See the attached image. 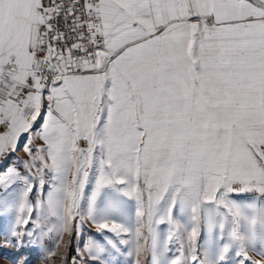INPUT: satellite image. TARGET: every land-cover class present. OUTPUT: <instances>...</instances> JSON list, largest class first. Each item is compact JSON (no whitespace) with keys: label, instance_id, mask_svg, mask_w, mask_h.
<instances>
[{"label":"snow or ice","instance_id":"1","mask_svg":"<svg viewBox=\"0 0 264 264\" xmlns=\"http://www.w3.org/2000/svg\"><path fill=\"white\" fill-rule=\"evenodd\" d=\"M0 129L7 244L264 264V0H0Z\"/></svg>","mask_w":264,"mask_h":264},{"label":"rangeland","instance_id":"2","mask_svg":"<svg viewBox=\"0 0 264 264\" xmlns=\"http://www.w3.org/2000/svg\"><path fill=\"white\" fill-rule=\"evenodd\" d=\"M39 128V123L36 125V129ZM34 129V131L36 130ZM0 131H2L0 129ZM24 139H26V136L22 138L21 143L19 147L17 148V151L11 155H8V157L0 161V172L4 171L9 165H15L20 169L21 172H23V167L20 164V159H27V156L25 154L23 143ZM36 144L43 143L41 140L37 139L35 141ZM84 146V145H83ZM13 190H10L9 193L4 194L0 193V201H3L5 199L11 200L12 198ZM35 193H33L32 198L34 199ZM3 203H0V264H18L19 261H26V264H47V261H44L43 257L46 254L47 250H51L54 246L55 241V234L52 235V237H45L42 240H37V238L34 236L31 238L32 243H29V238L25 237V246L23 248H18L16 246L17 242L16 240H12L11 244L6 243V235L7 230L10 225V222L12 220V214L11 213H5L3 211ZM174 216L176 219H181L179 214L174 213ZM186 220V217L184 218ZM184 220H181L183 223ZM31 227V225H29ZM91 227V225H89ZM154 228L156 229V232L158 234V240H159V251L161 254V258H167L169 256V252L165 249V236L167 234L168 225L167 224H160V225H154ZM94 231V229H93ZM90 233L85 229L84 231V239H87ZM109 235H111L109 233ZM128 237H125L127 239ZM69 237L65 235L63 237V240L66 242L68 241ZM206 239V233L202 234L200 243L203 244ZM78 243V237H73L72 239V245L67 250L68 251V261L69 264H71V257L76 255V247ZM150 243V241H149ZM83 246L82 244L80 245ZM130 246H121V253H111L110 256L105 257V260L107 261H114V264H132L131 258L127 256V251L129 250ZM171 253H175L176 244L173 242L170 245ZM259 248L256 250L249 249V255L253 259H260L261 257L257 255ZM60 252L65 251L63 246L59 249ZM55 261V264H61L60 256L53 258ZM145 264H151V253H148L145 257ZM84 264H90V258L85 257Z\"/></svg>","mask_w":264,"mask_h":264},{"label":"built area","instance_id":"3","mask_svg":"<svg viewBox=\"0 0 264 264\" xmlns=\"http://www.w3.org/2000/svg\"><path fill=\"white\" fill-rule=\"evenodd\" d=\"M2 130V129H1ZM83 146V145H82ZM8 157V156H7Z\"/></svg>","mask_w":264,"mask_h":264}]
</instances>
